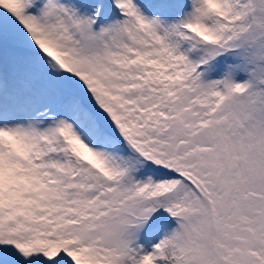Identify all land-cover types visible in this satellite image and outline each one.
<instances>
[{"label":"snow or ice","instance_id":"1","mask_svg":"<svg viewBox=\"0 0 264 264\" xmlns=\"http://www.w3.org/2000/svg\"><path fill=\"white\" fill-rule=\"evenodd\" d=\"M0 264H264V0H0Z\"/></svg>","mask_w":264,"mask_h":264}]
</instances>
